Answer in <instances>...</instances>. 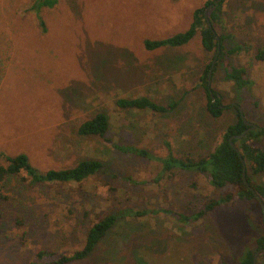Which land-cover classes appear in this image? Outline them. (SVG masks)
<instances>
[{
    "label": "rangeland",
    "instance_id": "obj_1",
    "mask_svg": "<svg viewBox=\"0 0 264 264\" xmlns=\"http://www.w3.org/2000/svg\"><path fill=\"white\" fill-rule=\"evenodd\" d=\"M206 2L57 0L37 12L35 0H0V164L21 152L42 171L86 158L105 164L80 182L34 185L24 174L12 176L0 204V264L38 263L41 250L54 258L81 248L88 227L109 212L119 217L115 225L85 259L68 264H239L254 247L264 232L258 200L199 216L221 191L206 173L164 171L161 160L169 150L206 156L238 120L239 105L264 128V0L225 1L216 28L226 54L210 85L225 107L218 118L206 112L201 76L214 52L205 51L200 31L180 47H145L146 39L187 30ZM230 64L246 69L249 88L226 78ZM139 96L179 103L169 113L116 105ZM98 112L110 119L109 140L77 132ZM115 143L147 153H125ZM257 144L264 147V138ZM256 179L264 183V173ZM257 264H264L261 252Z\"/></svg>",
    "mask_w": 264,
    "mask_h": 264
},
{
    "label": "trees",
    "instance_id": "obj_2",
    "mask_svg": "<svg viewBox=\"0 0 264 264\" xmlns=\"http://www.w3.org/2000/svg\"><path fill=\"white\" fill-rule=\"evenodd\" d=\"M215 1L207 0L204 6L195 9L193 21L187 30L163 39H146L144 42L146 49L155 50L167 46L180 47L189 43L200 31L205 51L209 53L214 52L212 59L216 55L219 45L218 37L220 38L221 51L218 60H222L226 54L223 45L225 36L224 34H219L216 26L224 24L222 13L226 0L214 3ZM56 2L57 0H35L34 9L40 12L44 7L53 6ZM211 4L213 6L206 15L205 10ZM208 18L212 23V27L208 24ZM39 19L43 24V19L40 15ZM240 49V46L234 47L229 50V53H235ZM260 53L263 54L262 51ZM260 57L263 58V55H260ZM212 62L213 60L207 65L201 76V85L208 95L207 114L218 118L223 115L225 107L221 104L218 96H215L214 100L210 93L212 89L209 85V73ZM226 78L233 81L239 89H247L252 84V81L247 76L246 69L240 65L230 64L227 66ZM178 103V101H172L169 104H160L148 96L120 97L116 101V105L123 110H150L156 113H169L177 107ZM239 106L237 107L238 120L227 125L216 147L206 156L193 157L188 155L178 157L174 155L172 150H169L168 155L161 159L164 171H171L177 168L206 173L210 182L221 191L219 197L213 198L206 203L202 211L199 212V216L205 214L206 211L218 207H234L240 202L258 200L256 194L264 201V183L256 179L257 175L264 173V147L257 144L264 138V128L258 126L256 130L249 131L242 138L233 139V143L239 149L237 151L232 146L230 138L244 133L249 127L241 116ZM109 130L110 119L108 115L105 112H98L94 117L80 124L77 132L81 136H99L109 140L107 138ZM114 147L122 152L133 153L138 156H144L147 153V149L133 145L115 143ZM4 159L5 163L0 164V204L7 199V196L4 194V188L14 175L24 174L25 176H22L24 181L29 179L31 184L39 185L49 182H80L105 170L104 162L97 158L82 159L72 167L49 169L47 171H42L34 166L29 156L24 152L16 155H4ZM244 171L246 172V179L244 178ZM118 219L119 217L114 212L106 213L92 222L88 227L84 245L81 248L54 258L51 257V252L41 250L37 254L39 262L32 264H68L85 259L92 253L97 244L105 237ZM256 251L264 255V232L256 237L254 247H247L245 249L239 260V264H254ZM221 264L233 263L223 259Z\"/></svg>",
    "mask_w": 264,
    "mask_h": 264
},
{
    "label": "water",
    "instance_id": "obj_3",
    "mask_svg": "<svg viewBox=\"0 0 264 264\" xmlns=\"http://www.w3.org/2000/svg\"><path fill=\"white\" fill-rule=\"evenodd\" d=\"M219 1H221V0H216L214 3H217V2H219ZM212 6H213V4H211V5L205 10L206 15L208 14V11H209V9H210ZM208 24H209L210 27H212V23H211V21L209 20V18H208ZM218 43H219V45H218V49H217L216 55H215V57H214V59H213V62H212L211 68H210V73H209V85H211V77H212L213 69H214V67H215V64H216V62H217L218 56H219L220 51H221V47H220V38H219V37H218ZM210 93H211V95L213 96V98H214V100H215V95H214L213 91H210ZM239 109H240V112H241V116H242L243 120L245 121L246 125H249L250 127L247 128V129L244 131V133H242V134H240V135L232 136V137L230 138V142H231L232 146H233L237 151H238L239 149H238V147L233 143V139H235V138H242V137L245 136L249 131H251V130H256V129L258 128V125H257V124L252 123L251 121H248V120L246 119V116H245V114H244L243 109L241 108V106H239ZM244 178L246 179V172H245V171H244ZM247 183H248V182H247ZM251 189L253 190L252 187H251ZM256 197H257L258 201L260 202V204H261V206H262L263 214H264V201H263V199H262L258 194H256ZM263 219H264V216H263ZM257 255H258V252L255 254V257H254V264H257Z\"/></svg>",
    "mask_w": 264,
    "mask_h": 264
},
{
    "label": "flooded vegetation",
    "instance_id": "obj_4",
    "mask_svg": "<svg viewBox=\"0 0 264 264\" xmlns=\"http://www.w3.org/2000/svg\"><path fill=\"white\" fill-rule=\"evenodd\" d=\"M252 123H253V122H252ZM248 126H249V125H248ZM249 127H250V126H249ZM249 127H248V128H249Z\"/></svg>",
    "mask_w": 264,
    "mask_h": 264
}]
</instances>
